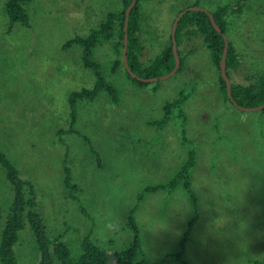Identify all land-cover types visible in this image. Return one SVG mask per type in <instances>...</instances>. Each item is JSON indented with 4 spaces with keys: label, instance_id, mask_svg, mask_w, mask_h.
I'll return each mask as SVG.
<instances>
[{
    "label": "rangeland",
    "instance_id": "rangeland-1",
    "mask_svg": "<svg viewBox=\"0 0 264 264\" xmlns=\"http://www.w3.org/2000/svg\"><path fill=\"white\" fill-rule=\"evenodd\" d=\"M5 2L0 0V151L21 178L33 183L49 238L64 241L76 258L81 239L92 229L91 238L112 253L130 244L126 215L137 205L134 216L145 262H160L164 253L177 250L193 216L191 201L180 186L144 193L139 202L136 196L147 184L168 181L192 147L197 159L191 194L203 182L201 193L214 207L196 205L187 264H264V112L241 111L225 101L212 51L200 32L180 34L181 70L142 84L128 78L121 65L112 71L117 35L98 44L93 58L117 87L119 101L111 102L105 92L94 101H79L76 131L68 132V94L91 87L94 77L81 63L80 46L64 49L63 44L88 35L107 13L122 9V0H30L24 4L29 25L16 22L11 30ZM231 3L238 7L235 0H140L141 61L148 64L169 45L181 9L198 6L211 12ZM225 18L224 34L238 53V73L246 78L240 84H254L264 72V0H245ZM227 72L232 78V69ZM180 91L188 92L181 107L188 146L182 144L175 112L160 129L148 123L159 119L163 104ZM64 162L76 198L64 187ZM228 194L230 201L224 198ZM10 200V185L0 168V227ZM108 213L121 227L101 243L97 219ZM18 236L16 264H38L27 224ZM161 264L178 263L167 259Z\"/></svg>",
    "mask_w": 264,
    "mask_h": 264
},
{
    "label": "trees",
    "instance_id": "trees-1",
    "mask_svg": "<svg viewBox=\"0 0 264 264\" xmlns=\"http://www.w3.org/2000/svg\"><path fill=\"white\" fill-rule=\"evenodd\" d=\"M29 1L30 0H6L4 3V11L8 16V30H11L13 24L16 22H22L25 25H29V16L24 8V4ZM130 1L131 0H122V9L117 12L107 13L99 26L92 29L88 35L74 36L63 44L64 49L73 44L80 46L81 63L93 73L94 77V82L91 87H82L78 90H73L68 94L70 109V127L68 132L76 131L73 129V124L76 120V106L79 101H94L101 92H105L111 102L118 103L119 101V91L117 87L104 78L101 65L93 58V51L101 42L111 40L117 35L118 41L113 43V47L118 57L112 61V71H116L121 65L128 78L134 80V82L136 81V83L138 82L137 84L145 83L131 77L125 70L121 59L125 8ZM243 1L245 0H235L236 5H238L236 8H233L231 3L220 6L216 10L210 12L223 33L226 24V14L230 10H238ZM140 11V0H137L130 10L127 28V59L130 69L141 77H154L160 75L161 69H164V73H167L174 66V57L171 49V36L169 45L161 54L152 59L148 64H144L140 59L139 55L143 51V45L140 38ZM196 32H200L203 36L204 42L212 51L213 63L219 72V87L223 91L224 99L229 101L226 95L225 82L221 78L219 69V59L224 42L221 35L217 33L212 26L210 19L205 12L193 10L184 13L180 17L175 32L178 54L180 34L184 33L185 35H192ZM179 60L180 65L177 71L181 70L183 67V60L180 56ZM225 65L226 71H228V69H236L240 65L238 54L230 43ZM257 78L258 79H256L254 84L243 85L239 83H231L232 96L238 104L251 107L264 102V72ZM187 97L188 92L180 91L178 97L163 104L162 116L159 119L148 121V123L149 125L156 126L160 129L171 119L172 113L175 112L176 116L180 119L179 130L182 144L188 146V139L185 136L184 126L186 118L181 108ZM262 111L264 112V109H262ZM195 161L196 151L194 148L189 147L186 158L182 161L179 168L168 181L157 184H147L136 196V199L139 202L143 198L144 193L155 192L157 190L173 191V189L180 186L192 199L193 216L187 222L186 230L181 236L177 250L164 253L160 262L155 264H161V262H165L167 259H172L178 264H187L184 257L186 242L189 233L198 219L195 198L191 194L190 189V171L193 168ZM0 168L4 171L5 178L11 189V200L7 206L4 221L0 227L1 264L17 263L14 246L18 241V233L25 224L28 225L34 235L38 251V264H147L143 257V253L141 252L140 231L134 216L137 205L132 207L126 215L127 219L125 226L131 230L130 244L109 253L91 238L92 229H90L80 241V254L76 258H72L69 247L64 241L57 238H49L41 215L36 209L37 201L33 183L20 177L18 169L2 151H0ZM63 172L64 187L70 197L76 198L73 194L74 185L71 181V170L66 162L63 164ZM80 211L85 217L91 219L85 208L81 207ZM139 254L141 255V258H138Z\"/></svg>",
    "mask_w": 264,
    "mask_h": 264
},
{
    "label": "water",
    "instance_id": "water-1",
    "mask_svg": "<svg viewBox=\"0 0 264 264\" xmlns=\"http://www.w3.org/2000/svg\"><path fill=\"white\" fill-rule=\"evenodd\" d=\"M136 1L137 0H131L130 3L125 8V16H124V24H123V39H122L123 46H122V51H121V59L123 62V66H124L125 70L130 74L131 77L136 78L137 80H140L143 82H153V81H157V80H163V79H166V78L174 75L176 73L177 69L179 68V65H180L179 54L177 51L176 38H175V32L177 29L178 21H179L180 17L188 11H193V10L203 11L208 15L212 26L217 31V33H219L221 35L223 42H224L222 53H221V56L219 59V69H220L221 78L225 82V90H226L227 98L235 107H237L241 110H262V109H264V102L259 104V105H256V106L246 107V106H242V105L238 104L235 101V99L233 98L232 92H231V81H230V78L227 74L226 65H225L226 55H227V51H228V47H229L228 39L226 38L225 34L222 32L219 25L216 23L213 15L209 11L204 10L203 8L198 7V6H191V7H187V8L182 9L177 14L175 19L173 20V23L171 26V32H170L171 49H172V53H173V57H174V66L172 67V69L163 75L154 76V77H141V76H138L135 72H133L130 69V66L128 64V59H127V45H128V30H127V28H128L130 10L135 5Z\"/></svg>",
    "mask_w": 264,
    "mask_h": 264
},
{
    "label": "crops",
    "instance_id": "crops-1",
    "mask_svg": "<svg viewBox=\"0 0 264 264\" xmlns=\"http://www.w3.org/2000/svg\"><path fill=\"white\" fill-rule=\"evenodd\" d=\"M237 52V51H236ZM238 54V53H237ZM140 56V55H139ZM239 58V57H238ZM240 65H241V62H240ZM240 65L236 68V69H232V78H230V81H231V83H241V82H244L245 80H246V78L244 77V76H240V73H238V68L240 67ZM228 75H229V73H228ZM243 85H246V84H243ZM226 101V100H225ZM230 104H231V106H234L230 101H228ZM235 107V106H234ZM227 109H226V111L227 112H232L231 111V107H226ZM235 108H237V107H235ZM237 109H239V108H237ZM239 110H241V109H239ZM241 111H246V110H241ZM249 110H247L246 112H248ZM253 111H257V110H253ZM262 111V110H261ZM196 159H197V155H196ZM195 166H196V161H195V164H194V166H193V168L191 169V171H190V189H191V187H193V184H192V171H193V169L195 168ZM198 179H196L195 180V182L197 181ZM197 184V183H196ZM206 187V185H204V183L202 182V183H200V184H197V186H196V192H195V190L193 189V191L195 192V194L196 195H194V198H195V204L196 205H199V204H201V206H205V207H209V206H211V207H214L213 206V203H211V201H209L208 199H207V197H205V195L203 194V193H201V192H205L204 191V188ZM215 188H217V189H219L220 188V184H216L215 185ZM222 194V192L221 191H218V193L216 194L218 197L220 196ZM186 195L188 196V194L186 193ZM189 197V196H188ZM225 198V200H228V201H230V200H232L231 198H230V194H228L227 196H225L224 197ZM189 199H190V201H191V204H192V199L189 197ZM216 203H221V204H224V205H226L224 202H222V201H217ZM197 207V206H196ZM192 231V230H191ZM191 233V232H190ZM190 233H189V235H190ZM141 237V236H140ZM189 237V236H188ZM187 241H188V239H187ZM186 244H187V242H186ZM185 251H186V248H185ZM184 257H185V260H186V256L184 255ZM186 262H187V260H186Z\"/></svg>",
    "mask_w": 264,
    "mask_h": 264
},
{
    "label": "clouds",
    "instance_id": "clouds-1",
    "mask_svg": "<svg viewBox=\"0 0 264 264\" xmlns=\"http://www.w3.org/2000/svg\"><path fill=\"white\" fill-rule=\"evenodd\" d=\"M98 235L101 243H105L112 235L120 230V220L113 214L108 213L103 218L97 219Z\"/></svg>",
    "mask_w": 264,
    "mask_h": 264
}]
</instances>
